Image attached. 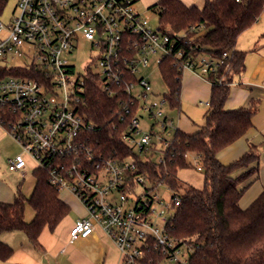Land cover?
Listing matches in <instances>:
<instances>
[{"label":"built area","instance_id":"built-area-1","mask_svg":"<svg viewBox=\"0 0 264 264\" xmlns=\"http://www.w3.org/2000/svg\"><path fill=\"white\" fill-rule=\"evenodd\" d=\"M136 3L19 0L17 15L8 24L0 21V126L24 152L9 160L10 171L23 172L27 154L37 168L48 171L55 187L70 192L85 207L88 218L76 221L71 242L90 237L100 226L119 248L122 264H187L188 256L168 232L181 197L174 194L166 203L145 188L144 195L126 206L135 188L149 182L141 175L131 179L137 171L132 156L112 158L96 149L92 135L98 127L82 114L87 81L95 78L103 92L117 100V127H124L121 140L144 155L154 147L153 135L162 149L170 140L145 133L140 127L142 111L153 122L151 129L159 125L170 136L179 128L162 109L170 107L166 96L152 101L151 85L137 78L138 68L148 66L153 56L159 66L173 56L179 72H191L211 85L210 76L225 82L230 53L216 57L202 49L194 56L195 50H186L192 38H172L153 29ZM83 42L93 56L80 73L70 56ZM200 104L210 107L209 101ZM164 159L161 152L158 162ZM201 167L198 163L197 169ZM167 211L172 214L166 216Z\"/></svg>","mask_w":264,"mask_h":264},{"label":"trees","instance_id":"trees-1","mask_svg":"<svg viewBox=\"0 0 264 264\" xmlns=\"http://www.w3.org/2000/svg\"><path fill=\"white\" fill-rule=\"evenodd\" d=\"M7 2L0 0V13ZM150 9L158 14L159 29L163 33L172 38L185 34L188 40L193 39L186 50H195L194 56L202 49L216 57L228 51L230 72L223 83L210 76L214 83L210 107L204 114L205 124L194 133L175 131L169 146L159 149L160 155L164 152V162L144 160L122 142L124 127H117L118 102L90 77L82 114L98 127L92 142L107 157L132 156L137 171L131 179L144 176L154 187L166 184L181 197V204L169 221L168 232L177 246L188 252L187 264H264V191L246 209L239 204L244 193L240 185L257 172L252 165L259 161L258 146L252 144L230 163H222L217 158L219 152L254 127L257 102L234 110L225 105L232 87L230 83L246 69V52L237 48L238 39L264 13V0H205L202 8L187 6L181 0H158ZM159 67L168 89L165 96L170 108L181 113L184 74L178 71L173 56L164 59ZM150 151L157 152L156 142ZM189 155L197 157L202 164L204 187L188 185L180 194L178 171L190 166ZM244 168L248 169L245 173L234 176L235 171ZM34 178L36 183L29 199L19 189L13 202H0V235L22 231L35 248H41L39 237L43 230L48 228L54 232L71 209L60 198V190L50 182L47 170L35 169ZM27 204L34 211L30 222L25 219ZM12 254L13 249L0 240V260L7 261Z\"/></svg>","mask_w":264,"mask_h":264},{"label":"crops","instance_id":"crops-1","mask_svg":"<svg viewBox=\"0 0 264 264\" xmlns=\"http://www.w3.org/2000/svg\"><path fill=\"white\" fill-rule=\"evenodd\" d=\"M181 1L187 6L199 8H202L204 4L199 6L193 0ZM237 48L246 52V69L239 76V81L237 80L238 82L232 85L225 107L229 110L240 107L248 108L252 102H257L258 108L253 117L254 127L244 137L219 152L217 158L222 163H230L247 152L252 144L258 146L259 161L252 165L257 168V172L240 185L244 193L239 204L242 209H246L264 191V23H260V26L252 30L245 42L239 40ZM185 74L187 83L195 82L198 86L203 82L208 85L211 93L209 83L191 72ZM210 93H208V98H210ZM182 117L185 118L183 112L178 113L180 120ZM199 127L201 126H195L192 131L186 130L185 132L194 133ZM4 130L5 128L0 126V140L9 138V133ZM247 170L246 168L239 169L235 171L234 176L237 177ZM3 178L4 176H0V202L11 203L17 192L14 193L12 185L6 183ZM68 193V198L63 199L61 196L60 198L68 204L71 210L81 206L85 212L73 216L70 211L54 232L45 228L39 237L41 248H35L22 231L2 233L0 240L13 249V254L7 261L0 260V264H122L119 248L100 226H96L90 237L70 241L72 227L77 220L88 218V212L73 194ZM33 218L34 214L32 216L25 214L26 221L30 222Z\"/></svg>","mask_w":264,"mask_h":264},{"label":"rangeland","instance_id":"rangeland-1","mask_svg":"<svg viewBox=\"0 0 264 264\" xmlns=\"http://www.w3.org/2000/svg\"><path fill=\"white\" fill-rule=\"evenodd\" d=\"M194 3L201 6L204 3V0H193ZM18 2L19 0H8L5 4L2 12L0 13V21L4 24H8L14 16L18 13ZM156 0H139L136 3V6L140 8V11L144 13V15L149 19L150 26L153 29H157L160 27L159 16L158 14L151 10L150 8L155 5ZM142 8H145L144 10ZM142 9V10H141ZM260 23H264V13L261 15L260 19L249 29L244 31L239 39L240 42L247 40L248 36H250L252 30H255ZM255 28V29H254ZM241 44V43H240ZM238 45V44H237ZM93 56L91 47L88 43L83 42L80 45L79 50L72 56H70V60L72 63L76 64L77 72L83 73L86 69V66L90 62V58ZM155 56L150 58V63L148 66H140L138 68L137 78H145L151 85L152 93L155 95L151 100H159L164 95L168 93V89L164 79L162 77L160 67L156 63ZM18 63H22V61H18ZM186 71L184 72L183 76V92L181 95V104H182V112L185 116L178 118V111L171 110L168 105H165L162 109L169 114L175 121V124L178 128L183 131H192L195 129V126H203L205 124L204 114L208 110L204 105L200 103L209 101L208 98V85L201 82L198 86H196L195 82L186 81ZM239 81V76L234 78V82ZM210 96V95H209ZM142 118H140V127L145 131V133L155 132L158 135H162L168 140H172L175 135V130L171 132V135L168 136L166 133H163L159 127L156 125L153 129H151L152 121L149 119V115L147 112L142 111ZM3 131V129H1ZM5 131V130H4ZM154 142L157 143V152L149 151L148 153L141 155L142 159H151L154 162H158L160 160V150L161 147L159 146L160 139L157 136L153 135ZM24 155L22 147L9 135V138L0 140V176H4V181L13 187V192H18L20 189L22 193L29 199L32 195L35 187L36 180L34 178V171L37 168L36 164L31 161L30 157L25 154L28 160V166L21 172H12L8 168V160L15 158L17 155L22 154ZM188 163L190 164L189 167L180 169L178 171V178L179 182L182 185V188L179 190V193H184V188L188 185L196 187V188H203L204 187V173L201 170L197 169V165L199 162L198 158L194 155L188 156ZM9 185V186H10ZM146 189H151L153 194H156L160 199L165 200L166 203H171L174 192L171 188H169L166 184H159L158 186H153L151 183H146L144 186H137L135 191L132 195V199L130 200L126 206H132L134 202L140 196L144 195ZM60 196L63 199L69 197V193L66 190H60ZM162 209L161 206H158V210ZM83 207H76L71 210V215L77 216L84 213ZM26 216H32L34 211L32 207L27 204ZM172 214V211L166 212V216ZM160 227H163L162 223H159ZM186 256H188V252L184 250Z\"/></svg>","mask_w":264,"mask_h":264}]
</instances>
